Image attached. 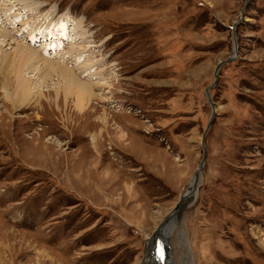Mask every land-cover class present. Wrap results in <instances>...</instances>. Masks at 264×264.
Listing matches in <instances>:
<instances>
[{
    "label": "rangeland",
    "instance_id": "obj_1",
    "mask_svg": "<svg viewBox=\"0 0 264 264\" xmlns=\"http://www.w3.org/2000/svg\"><path fill=\"white\" fill-rule=\"evenodd\" d=\"M54 6L76 24L51 23L91 54L73 70L103 93L77 114L53 75L43 97L14 107L0 75V264H145L203 159L213 107L206 164L170 250L175 264H264V0H2L0 53L67 59L55 56L66 45L31 36L49 31Z\"/></svg>",
    "mask_w": 264,
    "mask_h": 264
},
{
    "label": "bare ground",
    "instance_id": "obj_2",
    "mask_svg": "<svg viewBox=\"0 0 264 264\" xmlns=\"http://www.w3.org/2000/svg\"><path fill=\"white\" fill-rule=\"evenodd\" d=\"M1 1L2 0H0V2ZM44 6L47 7V4L45 3ZM44 6H43V8H44ZM11 7L7 8V9L9 10ZM1 9H3V8H1ZM1 9H0V14H1ZM52 9H54V10H52ZM55 11H56V6L51 7V10L48 13H46V15L43 17L44 21L47 22V24L49 25V31L48 32L41 31L43 28L40 30H37V31L33 29L31 36L33 37L34 35H37L39 32L40 33H46L47 37L44 36L45 41H50V42L45 43L43 45V47L52 45L53 40H58V43L54 44L55 46H57V48L63 47L62 45H66L65 47H67L68 49L64 50L62 53L56 52L55 56L61 57V59L62 58L63 59L67 58V59H65V60L62 59L63 60V61H61L62 63L52 61L50 56H53V55H51L49 52H47L48 56L47 55L46 56L50 59V61L49 60H46L45 62L43 61L44 65L42 64L43 66H38L36 64V62L38 61V58H40L38 55L40 53L37 54L36 53L37 51L35 52V50H31V48L18 45V47H16V50L13 54H8V53L2 51V53H0V75H3V77L5 79V83H3L4 84L3 89L5 91L4 92L5 97H6L7 101L14 107L17 105H26L27 102L30 100L36 101L40 97L44 96L43 95L44 92H41L42 91L41 88L44 87V84L47 81V78L52 77L53 75H56V76H58L59 81L60 82L62 81V86H59L56 90L58 101L60 102L62 97H64L65 99H68L69 97H73L74 98V106H75V109L77 111V114L86 115L88 110H90L92 108L93 101H95V99H97V97L101 96L103 93V92L99 93V92L95 91V89H94V86L99 85L101 82H95L96 80H94V79H92V81L90 82V83H94V84H90L88 82H85V81L81 80V78L79 76V74L81 75V71H79V70L74 71L73 70L72 64H77L78 62L82 61V58L88 59L91 54H90V51H89V53L85 54V52L87 51L86 47H81V48L77 47L76 48V45H77L79 38H76V37L73 38L72 36H70L68 34L66 35L63 31V28L59 25V23H55V22L51 23L52 20H56L58 18V17L57 18L54 17ZM64 15L68 18H65ZM64 15H60L59 20L64 21V20L69 19V16L67 14H64ZM8 17H9L8 12H6L3 9L2 18H0L1 24H3L4 21L7 22L6 20ZM70 23L76 24L75 22H70ZM77 23H80V19ZM10 25H11V23H10ZM75 30L78 31L80 29L77 28ZM75 30H73V31H75ZM28 36H30V35H28ZM63 38H64V40H63ZM81 39H83V37H81ZM79 41H81V40H79ZM25 69L26 70L32 69V71H36L37 69H39L38 71H36V73L35 72L33 73L34 75L32 74V77L36 78L37 74L39 75V72H40L41 74L45 75L44 81L37 83V82H34L33 80L31 81L29 78L27 79L26 77L23 76L24 75L23 73L26 72ZM83 71H84V69H83ZM13 78H14V80H13ZM53 80H54V78H53ZM55 80H56V78H55ZM55 80H54V82H56ZM35 96H37V97L34 99ZM95 103H97V102H95ZM215 113H216V111H215ZM107 116L108 115L105 116L104 121L107 120ZM100 119H102V118H100ZM122 136L124 137V135H122ZM206 139H207V136H206ZM90 140L93 144V147L96 148L97 138L95 136V133H92ZM203 144H204V135H203ZM203 149H204V146H203ZM96 152H98V151L96 150ZM205 154H206V158H207V151L204 152V155ZM205 164H206V160H205L204 166H205ZM202 170H203V168H202ZM202 170H201V172H202ZM201 172H200L199 179L197 182V184H198L197 188H196V190H194L192 192V194H189L185 198V201H183V208H185V205L190 202V199H192L194 197L196 191L198 190ZM195 178H196V173H195L192 181L190 182V184L191 183L193 184V182L195 181ZM185 191H189V186ZM180 200H179L178 204L180 203ZM178 208H179V206L177 205V207L173 210V212L169 216H167L164 219V221H162L159 228L154 232L155 233L154 236L149 240V242L154 240L156 235H157V232L159 231L158 236H159V239L161 241L160 245L162 246V249L158 250L159 253L156 250L153 255H150V257H152V258L148 259V257H146L145 264H175L176 263L175 260L173 259V255H172V252L170 250L171 245L169 242V238H170V236L171 237L173 236L176 229H178V227H179L178 221H179V217L181 214L175 212V210H177ZM171 218H173V219L170 221ZM160 254H161V256H160ZM184 264H190V261H189V263L185 261Z\"/></svg>",
    "mask_w": 264,
    "mask_h": 264
},
{
    "label": "water",
    "instance_id": "obj_3",
    "mask_svg": "<svg viewBox=\"0 0 264 264\" xmlns=\"http://www.w3.org/2000/svg\"><path fill=\"white\" fill-rule=\"evenodd\" d=\"M249 1V0H248ZM236 36V35H235ZM233 59V58H232ZM230 60V59H229ZM228 61V60H227ZM225 62H221L218 67H217V71H216V76L219 74L220 70H221V67L222 65L224 64ZM210 99V98H209ZM211 101V99H210ZM212 103V101H211ZM213 105V104H212ZM215 118V110H214V107H213V112H212V116H211V119L206 127V130H205V133H204V152L207 151L206 149V142H207V139H206V136H207V133L210 129V127L212 126L213 124V120ZM205 160H206V154L203 156V159L198 167V169L196 170V178H195V181L193 182V184L191 183L189 185V191H185L183 196L181 197V200H180V203L178 204L179 208L177 210H175L176 213H180L182 214L184 209L183 208V201H185V198L189 195V194H192V192L194 190H196L197 188V182H198V179H199V175H200V172L204 166V163H205ZM165 223V222H164ZM159 232V231H158ZM158 232H157V235L155 237L154 240L150 241L147 246L145 247V250H146V256L148 257V259H150V255H153L155 253V251L157 250H161L162 249V246L160 245L161 241L159 239V236H158Z\"/></svg>",
    "mask_w": 264,
    "mask_h": 264
},
{
    "label": "crops",
    "instance_id": "obj_4",
    "mask_svg": "<svg viewBox=\"0 0 264 264\" xmlns=\"http://www.w3.org/2000/svg\"><path fill=\"white\" fill-rule=\"evenodd\" d=\"M134 138V137H133ZM135 139V138H134ZM135 141H137V138L135 139ZM138 142V141H137ZM97 143H98V140H97ZM99 144V143H98ZM98 144L96 145V149H98ZM136 145L138 146V147H140L141 149H142V147L143 148H145L146 149V146L145 145H143V143H141V141L140 142H138V144L136 143ZM161 163H159V162ZM140 162H145L144 161V159H142V161H140ZM172 163V162H171ZM155 164V165H154ZM154 166L156 167V170H159V172H156V171H154L155 173H153L155 176H157L158 177V179L161 181V183L164 185V186H169L170 188H174L175 187V185H173L174 184V182H173V184L172 183H170V179L169 178H166L165 176H163V175H161V171L162 170H164V167H165V165L160 161V160H157V161H155L154 160ZM173 165V164H172ZM33 166V165H32ZM169 166V165H168ZM142 167V166H141ZM170 167V166H169ZM167 170H169V168H166ZM150 173V172H149ZM142 181V178H139V180L138 181ZM140 181V182H141ZM108 182V181H107ZM116 183V182H118V180H111L110 181V183ZM81 183H83V181H81ZM119 183H120V181H119ZM142 183V182H141ZM116 186V185H115ZM166 186V187H167ZM143 186H141L140 188H142ZM75 191V190H74ZM81 190L79 189V194H81V195H83V193H81L80 192ZM142 191H143V188H142ZM75 192H77V191H75ZM140 192L141 191H139V189L138 190H136L134 193H133V195H132V197H135L136 195H137V198H138V196H140ZM164 193H166V192H164ZM85 195V194H84ZM151 196L153 195V194H150ZM159 195V194H158ZM101 204V203H100ZM102 207H105L104 205H101ZM139 206H141L142 207V205H138V207ZM98 207V206H97ZM104 209V208H103Z\"/></svg>",
    "mask_w": 264,
    "mask_h": 264
}]
</instances>
